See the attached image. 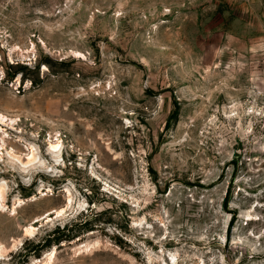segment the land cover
<instances>
[{"label":"rangeland","instance_id":"rangeland-1","mask_svg":"<svg viewBox=\"0 0 264 264\" xmlns=\"http://www.w3.org/2000/svg\"><path fill=\"white\" fill-rule=\"evenodd\" d=\"M0 115V264H264V0H0Z\"/></svg>","mask_w":264,"mask_h":264},{"label":"bare ground","instance_id":"bare-ground-1","mask_svg":"<svg viewBox=\"0 0 264 264\" xmlns=\"http://www.w3.org/2000/svg\"><path fill=\"white\" fill-rule=\"evenodd\" d=\"M6 120H5V118L3 117V116H1L0 115V124L1 125H3V126H6ZM4 138H1V145H0V151H2V149L1 148H3L2 146H4V141L5 140H3ZM60 148H61V144L59 143V141L58 140H56L55 142H51L50 143V145H49V153H48V155L50 156V158L52 159V162H54L55 163V159H56V156H57V154H58V152L60 151ZM33 150V149H32ZM29 151V153L27 154V155H25L26 157H25V160L24 159H21V156H18V155H15V154H13L14 153V151H13V153L11 154V153H8V158L11 160V161H15L17 164H18V167L17 166H11L13 169L14 168H17L19 171H20V173L21 174H29L30 172H32V171H34L35 170V172L36 171H40V168H41V166L40 165H38V161H36V156L34 155V152L33 151ZM54 159V160H53ZM24 160V161H23ZM11 165H13V164H11ZM17 170V171H18ZM3 183V182H2ZM1 186V185H0ZM1 188L2 187H0V190H1ZM3 197V196H2ZM2 200V199H1ZM0 200V212H1V209H3V208H1L2 206H3V204H4V199H3V201H1ZM70 203H71V200L69 199L68 200V202H67V204H66V207H68L69 205H70ZM19 206H20V204H19ZM4 207H5V205H4ZM17 208V207H16ZM4 211V210H3ZM14 212V211H13ZM54 213H52V214H55L56 215V217H59V216H61L63 213H64V210L63 209H61V210H59V211H53ZM15 214V213H14ZM49 217V214H48V216H46V218H48ZM40 219H41V217H39ZM37 219V221H35V222H38L40 219ZM45 219V218H44ZM31 226H33V225H30V227H28V228H26L25 230H24V232H25V235H27V236H29V235H32V234H34V230H33V227H31ZM2 245H0V261H3L4 260V257H3V251H4V249L1 247ZM86 248V247H85ZM53 255H54V253H50L49 254V256H48V259H47V262L45 263V264H50V262H51V259L53 258Z\"/></svg>","mask_w":264,"mask_h":264},{"label":"trees","instance_id":"trees-1","mask_svg":"<svg viewBox=\"0 0 264 264\" xmlns=\"http://www.w3.org/2000/svg\"><path fill=\"white\" fill-rule=\"evenodd\" d=\"M231 220H232V218H231ZM231 220H230V221H231ZM48 243H49V242H47V244H48ZM47 244H46V245H47Z\"/></svg>","mask_w":264,"mask_h":264}]
</instances>
